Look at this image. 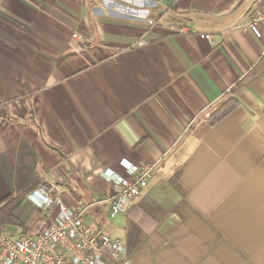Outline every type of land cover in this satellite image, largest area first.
<instances>
[{"label":"crops","instance_id":"0c3cea01","mask_svg":"<svg viewBox=\"0 0 264 264\" xmlns=\"http://www.w3.org/2000/svg\"><path fill=\"white\" fill-rule=\"evenodd\" d=\"M263 3L0 0V204L55 183L126 245L118 264H264V27L242 29ZM123 160L155 170L112 217L102 173ZM16 215L49 224L28 198Z\"/></svg>","mask_w":264,"mask_h":264},{"label":"built area","instance_id":"2783aa9c","mask_svg":"<svg viewBox=\"0 0 264 264\" xmlns=\"http://www.w3.org/2000/svg\"><path fill=\"white\" fill-rule=\"evenodd\" d=\"M150 24L155 25L153 21ZM262 27L264 3L255 8L242 29L260 38ZM167 28L183 35L191 33L186 27ZM201 37L214 44L211 35L202 34ZM144 44V41L137 43L138 46ZM127 162H121L127 176L111 170L102 173L114 188L110 198L112 217L125 211L126 206L140 197L153 178L154 164ZM28 199L43 211L49 224L39 225L32 233L1 231L0 264H118L127 254V247L121 240L112 238L102 227L87 225L91 204L80 200L73 207L66 205L57 184L41 186ZM99 203L98 197H93L92 204Z\"/></svg>","mask_w":264,"mask_h":264},{"label":"trees","instance_id":"16d2710c","mask_svg":"<svg viewBox=\"0 0 264 264\" xmlns=\"http://www.w3.org/2000/svg\"><path fill=\"white\" fill-rule=\"evenodd\" d=\"M236 106L237 104L233 101V99L228 98L224 100L216 109L212 110L208 118V122H210V124H215L216 122L226 117ZM30 114H33L31 110ZM32 122L37 125L34 117ZM43 185L44 183L39 181L25 191L15 193L7 197V199H5L3 203L0 204V227L4 228L12 226L16 228H23L24 225L19 220L16 213L24 204L29 195L34 193ZM61 197L63 202L68 205L69 200L67 199V197H65L64 194H61Z\"/></svg>","mask_w":264,"mask_h":264},{"label":"rangeland","instance_id":"374dc122","mask_svg":"<svg viewBox=\"0 0 264 264\" xmlns=\"http://www.w3.org/2000/svg\"><path fill=\"white\" fill-rule=\"evenodd\" d=\"M32 205H33V204H32ZM39 217H41L39 213L34 214V216L32 217L31 221H29V222H30V223H29V226L32 225V223H34V222L37 223V222H38L37 220H38ZM35 223H34V224H35ZM7 228H8V229H7L8 232L18 231V228H16V227H12V226H10V227H7ZM23 230H24V229H23ZM19 232H20V231H19ZM23 232H27V231H23Z\"/></svg>","mask_w":264,"mask_h":264}]
</instances>
